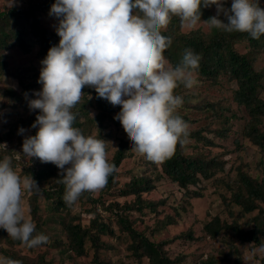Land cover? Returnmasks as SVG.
<instances>
[{"label":"clouds","instance_id":"obj_1","mask_svg":"<svg viewBox=\"0 0 264 264\" xmlns=\"http://www.w3.org/2000/svg\"><path fill=\"white\" fill-rule=\"evenodd\" d=\"M225 2L55 0L49 15L58 20L55 30L59 43L41 60L37 82L42 88L28 102L31 111L39 110L31 125L37 131L25 136L22 153L14 151L15 159L35 157L55 165L68 206L83 193H95L106 186L116 170L108 160L106 141L85 136L73 127L75 115L71 110L80 102L86 86L95 90L97 98L120 106L114 119L138 154L156 163L170 157L189 135L188 123L176 114L183 98L174 95V90L197 84L202 57L185 49L180 63L172 66L164 55L172 38L162 35V30L178 17L181 26L189 30L203 22L227 33H248L252 39L264 35V8L259 0H232L230 9L224 7ZM213 5L217 14L202 21V8ZM221 13L227 23L219 19ZM25 131L20 128L18 134ZM0 151H8L6 143L0 144ZM39 190L30 174L23 178L17 174L12 157L0 160V229L28 248L49 242L43 233L33 235L36 225L26 215L23 200L26 192ZM0 264L20 262L0 256Z\"/></svg>","mask_w":264,"mask_h":264},{"label":"rangeland","instance_id":"obj_2","mask_svg":"<svg viewBox=\"0 0 264 264\" xmlns=\"http://www.w3.org/2000/svg\"><path fill=\"white\" fill-rule=\"evenodd\" d=\"M231 3L232 0H226L224 7L230 9ZM0 4V7L4 9L15 5L26 6L25 0H12L11 6H9L10 0H2ZM216 14V6L213 5V16ZM40 18L47 29L56 33L58 20L50 16L49 11L42 13ZM219 19L223 20L226 17L221 13ZM183 29L185 32L192 30L209 32L211 27L201 22L195 29ZM237 48L242 53H246L247 43H241L237 45ZM39 51V47H36L31 54H26L19 48L7 51L8 74L0 75V87H2V95L0 96V144L6 143L8 150L7 152L0 151V160L4 156L12 157V167L21 178L28 175L25 169L33 167V165L37 167L39 164H43L35 157L28 159L21 156L20 159H15V152L22 153L25 136L34 135L35 133L33 128L26 129L24 127L26 121H30L29 118L33 119L37 116V110L31 111L28 102L36 98L34 93L40 91L42 85L38 84L33 88L32 96L27 95L26 88L20 84V78L27 84L38 81L42 67L40 62L43 59L39 55ZM255 68L257 71L264 73V52L259 56ZM221 88L222 90H220ZM5 89L15 93L16 101L12 99L11 106L1 108L5 107ZM236 89V83L229 82L224 78L215 88H211L208 83L206 86L204 84L194 85L191 89L185 91L190 98L191 105L195 107L190 112L193 121L188 124L189 131L202 130L206 135V131L215 132L219 129L217 123L209 117L210 113L207 115L206 109H204L205 104H203L202 109H199L201 101L221 103L227 107L228 114L232 111L236 113V116L229 123V131L226 136L220 137L214 132L208 134L209 138L216 143V146L206 147L203 142L192 139L187 140V148L184 151L186 154L192 156L195 154V158L199 157L200 160L215 161L216 163L213 175L206 179L201 178L200 183L190 187L189 190L181 188L178 183L166 175L159 178L157 173H162L159 163L149 161L146 157L138 154L121 126L110 120L103 127L102 139L106 141L108 160L114 157L115 153L122 148V145L127 149V157L118 169L119 174L116 177L115 185L109 189V192L107 187L102 189V192L107 190L105 199L119 201L120 203H124L126 200H135V197L125 199L116 196L120 189L134 176L151 175V182L155 189L151 193H145L143 198L154 202L153 204L157 203L156 207L158 208L154 211L150 207H146L144 214L136 211L131 212L130 219L134 222V226L139 231H144L151 241H170L165 246L164 252L169 259L176 260L177 264H202L208 257H213L216 264H262L264 259V251H260L262 246H256L253 242L243 243L235 233L236 229L233 228L234 225L241 227L244 231H249L253 225L247 224V222L260 212V209H256L251 213H247L238 202L239 195L247 197L242 175L251 176L252 179H257L258 182L264 181V149L254 144L247 137L245 131L250 118L248 113L244 109H239L237 103L233 101ZM260 94L264 99V77ZM90 114H92L91 117L96 115L94 108H91ZM20 128L26 130L23 135L18 134ZM91 134L97 136L100 134V129H94ZM13 160L16 161L15 165H13ZM39 191V194L26 192L23 200L26 215L31 217L35 225H40L44 234L49 237V242L35 248H28L24 244L10 245L11 238L5 230L0 229V256L6 257L4 251L9 250L16 253L18 257L29 258L30 264L34 260H41L47 264H151L147 258L139 259L133 253L129 248L131 239L119 230H117V232L119 231L117 233L120 236L119 238L104 237L102 239L105 244L102 245L103 248L99 249V254H97L98 250L88 240L86 242V253L83 256H72L68 259L69 253L63 254L62 252L70 243L66 230L64 226L53 220L47 224L43 223L44 220L52 217L51 212L47 209L52 200L47 199L46 195L41 190ZM99 192L92 193V196L96 198ZM259 205L264 210V203L260 202ZM93 206H95L93 201L81 195L78 201L70 207L68 213L64 209V215H67V218L75 224L89 227L95 218V214L90 212L94 209ZM37 207H39V210L34 213V209H37ZM99 208L98 211L105 214L100 206H98ZM216 218H219L221 222L232 225L231 229L223 230L221 233V237L227 239L228 244H225L224 240L217 241L205 237V226ZM170 219L174 221L173 224L155 230L158 225L163 226ZM35 234L37 233L35 232ZM189 234H192L194 239L187 238Z\"/></svg>","mask_w":264,"mask_h":264},{"label":"trees","instance_id":"obj_3","mask_svg":"<svg viewBox=\"0 0 264 264\" xmlns=\"http://www.w3.org/2000/svg\"><path fill=\"white\" fill-rule=\"evenodd\" d=\"M53 1L55 0H28L27 2L25 0L26 6L24 7L21 5L7 7L5 9L0 7V75L8 74L7 51L19 48L26 54H31L36 47H39V55L41 58H44L50 47L58 45L60 37L53 31L47 29L42 24L40 18L42 13L50 10ZM1 2L2 0H0ZM259 5L264 8V0H259ZM201 11L202 21H206L213 16V6L210 8H202ZM223 21L227 23V19H223ZM162 35L172 38L171 47L164 52L166 59L172 66L180 63L185 49H191L202 57L196 73V85L204 84L206 86L209 83L211 88H215L224 78L229 82L236 83L237 89L233 95V101L237 103L239 109H244L250 118L245 131L247 137L254 144L264 149V99L260 94L264 73L257 71L255 68L259 56L264 52V35L259 39H252L248 33H227L222 29L213 27H211L209 32H203L202 30L185 32L178 17L171 19L167 29L162 30ZM241 43H247L248 49L246 53H242L237 48V45ZM20 84L26 88V94L31 95L33 94V88L38 86L39 83L35 81L34 83L27 84L20 78ZM186 90L188 91L189 88L180 85L174 90V95L183 98V104L177 110L176 114L181 116L189 124L193 121L190 112L195 107L191 105L190 98L185 93ZM82 91L84 95L80 102L71 110L75 115L73 127L79 128L85 136H93L91 132L93 133L94 129H100V134L102 135L98 134L95 137L102 139L103 127L107 121L112 120L121 126L120 122L114 119V116L120 111V106L114 107L108 101L97 98V94L93 88L86 86ZM1 95L2 87H0ZM4 96L5 107L1 108L11 106L12 99L15 100V93L7 89H5ZM18 100L21 101L20 98ZM200 103L201 106H199V109H202L203 104H205L204 109H206L207 115L210 113L209 117L213 122L217 123V128L219 129L215 132L206 131V135H204L202 130L189 131L187 140H196L203 142L206 147H213L216 146V143L209 138L208 134L214 132L220 137L226 136L229 131V123L236 116V113L232 111L228 114L227 107L221 103H210V101H201ZM91 108H94L96 112L94 117L90 116ZM38 114L39 110H37L36 115ZM28 120L30 121H26L24 128L31 129L35 118H29ZM34 130L35 135L37 129ZM186 148V143L183 146L178 144L175 152L170 157L159 162L162 173H157V175L159 178H163L166 175L178 183L181 188L189 190L190 187L198 185L201 178L206 179L212 176L216 163L215 161L200 160L197 155L196 157L198 158H195V154L193 156L188 155L184 152ZM126 150L122 145V148L109 160L110 163L116 165V170L108 178L105 186L108 192L116 183L115 180L119 174L118 169L122 161L127 157ZM15 162L13 160V165L16 164ZM25 170L37 182L41 192L46 195L45 197L50 201L52 200V203L47 208L51 212L52 217L44 220L43 223L47 224L53 220L64 226L70 243L62 252L63 254L69 253L68 259L72 258V256H83L86 253V242L88 240L98 250L97 254H99V249L103 248L102 245L104 246L105 244V241L102 239L104 237L112 239L119 238L120 236L117 233L120 231L131 239L129 248L139 259L147 258L151 264H177L176 260L172 261L164 252L165 246L170 241H151L144 231H139L134 226V222L130 219L131 212L136 211L144 214L146 207H150L154 211L158 208L156 207L158 205L157 203L153 204L154 202L144 200L143 198L145 193H151L155 189L151 182V175L134 176L120 189L116 196L117 198L125 199L135 197L133 201L126 200L124 203L113 200L108 201L105 199L107 190L102 192V189L96 198L90 192L83 193L82 196L87 197L95 203V206H93L94 209L90 211L92 214H95V218L89 227H83L80 224H75L67 218V215H64V209L68 213L71 206H68L64 202L65 186L59 182L60 177L55 165L43 163L37 167L33 165V167ZM242 181L247 197L239 195L238 202H240V205L247 213H251L256 209H260V212L256 217L247 222V224L253 225L249 231H244L241 227L234 225L233 228L236 229L235 233H237L239 240L243 243L253 242L256 246H263L264 210L260 207L259 203H264V181L258 182L257 179H252L251 176L245 174L242 175ZM39 192L36 193L39 194ZM98 206L103 209V213L105 214L98 211L100 210ZM38 210L39 207L34 209V213H37ZM105 215L107 216L105 217ZM173 223L174 221L170 219L163 226L158 225L155 230H160L168 224L171 225ZM230 227L232 225L221 222L219 218H216L205 226V237L217 241L224 240V243L228 244L227 239L221 237V233L223 230L231 229ZM117 230L119 231L117 232ZM35 232L44 234L39 224H36ZM35 232L33 235H36ZM187 238L192 240L194 236L189 234ZM57 241L59 242V240ZM9 244L22 245L20 241H15L12 238ZM4 254L8 258L19 261L20 264H30L29 258L28 260L27 257H18L16 253L9 250H5ZM32 262V264H47L41 260H34ZM202 264H216V260L213 257H208ZM262 264H264V259L262 260Z\"/></svg>","mask_w":264,"mask_h":264}]
</instances>
